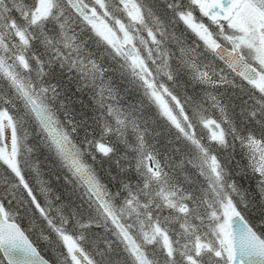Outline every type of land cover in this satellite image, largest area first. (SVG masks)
<instances>
[{
    "label": "snow or ice",
    "instance_id": "6c2138e0",
    "mask_svg": "<svg viewBox=\"0 0 264 264\" xmlns=\"http://www.w3.org/2000/svg\"><path fill=\"white\" fill-rule=\"evenodd\" d=\"M0 264H264V0H0Z\"/></svg>",
    "mask_w": 264,
    "mask_h": 264
}]
</instances>
